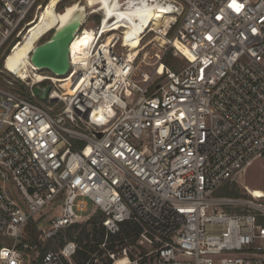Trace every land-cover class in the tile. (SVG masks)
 I'll return each mask as SVG.
<instances>
[{"label":"built area","instance_id":"built-area-1","mask_svg":"<svg viewBox=\"0 0 264 264\" xmlns=\"http://www.w3.org/2000/svg\"><path fill=\"white\" fill-rule=\"evenodd\" d=\"M153 2L164 20L147 30L184 59L178 70L157 51L153 72H140L142 47L129 57L127 27L110 18L102 28L100 14L97 25L88 23L97 14L91 9L75 37L92 32L81 66L69 54L63 78L34 68L40 80L30 79L25 97L0 88V238L8 240L0 264H75L74 242L40 251L86 222L87 201L102 214L106 237L103 252L84 264H264V196H216L264 159V0H235L238 9L233 0ZM40 6L0 0L6 73L7 53ZM36 85L50 86L46 100L33 96ZM30 222L37 223L35 245L26 241ZM126 224L138 235L106 250Z\"/></svg>","mask_w":264,"mask_h":264},{"label":"bare ground","instance_id":"bare-ground-1","mask_svg":"<svg viewBox=\"0 0 264 264\" xmlns=\"http://www.w3.org/2000/svg\"><path fill=\"white\" fill-rule=\"evenodd\" d=\"M61 1L48 0L45 5L40 6L36 12L34 21L27 27L28 31L26 35L23 38L21 37L20 41L14 45L4 59L5 70L8 73L16 75L21 80H40L39 75L34 72L35 67L30 62L31 53L37 43L60 23H63L76 7V3H73L59 13L56 11V8ZM125 1L126 7L122 8L120 0H97V5L92 9L91 13L103 15L102 28H105L107 20L110 18L114 21L113 25L122 23L123 25H118V27H127L124 32L123 43L125 47H129L127 54L133 59L138 55L140 42L146 30L149 27L153 29H156L157 26L159 27V24L164 20V15L161 3L153 2V0ZM86 11L88 13L91 10L86 9ZM167 21L168 19H165V22ZM154 22H157V24L154 25ZM158 30L162 35L165 34V28ZM91 40L92 32L85 30L71 42L70 57L75 68L81 66L88 58ZM158 40L162 44H165V38L158 36ZM110 41L111 37H107L104 42L109 44ZM173 45L186 59H191L189 53L178 42L175 41ZM158 72H162V67H159ZM251 194V196L256 198L264 196L260 190H251Z\"/></svg>","mask_w":264,"mask_h":264},{"label":"rangeland","instance_id":"rangeland-1","mask_svg":"<svg viewBox=\"0 0 264 264\" xmlns=\"http://www.w3.org/2000/svg\"><path fill=\"white\" fill-rule=\"evenodd\" d=\"M47 1L48 0H39V3L43 6L47 3ZM77 2L86 4L88 10L93 9L97 5V0H62L58 4L56 11L60 13L67 6ZM181 19H182V15L178 17L177 23H180ZM98 20H99L98 14H94L88 17V23L94 22V24L97 25ZM156 24L157 22H154V25ZM89 26L91 27L92 25ZM50 34L51 32L48 33L45 37H43L37 43V45L45 42L49 38ZM25 35L26 32L24 33L23 37ZM167 38L168 39L172 38V32L169 33ZM140 47L142 48L138 56V59L136 61V66L138 67V70L140 72H147L149 74L153 72V69L156 67L155 64L156 58L154 57V54L157 53V51H161V52L165 51L166 53L171 54L176 59L175 63L171 68L178 70L180 67L185 65V61L178 54H176L175 50L172 47L162 44L161 41L156 39V35L153 32H151V30H146V33L143 35L141 39ZM145 53H147V55L143 59ZM3 57L4 56L0 54V88L3 89L4 91H10L25 97L26 95L29 94L32 81L30 79L21 80L17 78L16 75H10L6 73L2 68ZM42 73L48 74L49 72L45 71ZM228 185H229L227 188L228 192L234 193L235 191L237 193L236 197H231L234 199H243V200L251 199L250 196L252 195L251 190H260L262 193H264V159H256L253 162H251L240 173V175L233 182L228 183ZM221 192L222 190L219 191V194L217 193L216 196L217 197L223 196L227 198V196L225 194H221ZM87 203L88 204L86 211L82 214L83 218L86 219V222L89 220L90 217L95 215V208L88 201ZM42 227H44L46 231L49 230L48 222L46 220L43 221ZM55 243L53 244V248L50 251L57 250V244ZM0 244L7 246L8 240L0 238ZM111 245H113V251H117L122 244L120 241H113L111 242Z\"/></svg>","mask_w":264,"mask_h":264},{"label":"trees","instance_id":"trees-1","mask_svg":"<svg viewBox=\"0 0 264 264\" xmlns=\"http://www.w3.org/2000/svg\"><path fill=\"white\" fill-rule=\"evenodd\" d=\"M175 60L176 59L171 54L166 53L163 58V64L166 67L171 68L175 63ZM171 69L175 70L174 68ZM228 186L229 185L226 184L219 190H222L221 194H225L228 198L236 197L237 193L235 191L234 193L227 191ZM101 218L102 214L100 212H96L95 215L90 217L87 222L82 224H74L69 228L59 232L52 240L45 244L44 248L41 249L40 252L43 253L50 251L53 248V244L55 242V244H57V249L62 247L66 242H74L77 247L74 262L75 264H84V262L91 258V256L96 252H98L99 255L103 252L99 247L105 242L106 233L101 225ZM36 224V222H30L26 230V241L30 245H35L37 243L38 233ZM138 233L139 229L135 225H124L120 234L114 237H108L106 241V250H113V245H111V242H121L124 238L136 237Z\"/></svg>","mask_w":264,"mask_h":264},{"label":"water","instance_id":"water-1","mask_svg":"<svg viewBox=\"0 0 264 264\" xmlns=\"http://www.w3.org/2000/svg\"><path fill=\"white\" fill-rule=\"evenodd\" d=\"M86 4L77 2L69 17L51 31L49 38L37 45L31 53L30 62L41 72L63 78L70 67V44L77 36L87 17ZM50 86H34L32 94L40 101L46 100Z\"/></svg>","mask_w":264,"mask_h":264},{"label":"snow or ice","instance_id":"snow-or-ice-1","mask_svg":"<svg viewBox=\"0 0 264 264\" xmlns=\"http://www.w3.org/2000/svg\"><path fill=\"white\" fill-rule=\"evenodd\" d=\"M231 7H234V8H239L240 6L239 5H237L236 3H235V0H233V4L232 5H230Z\"/></svg>","mask_w":264,"mask_h":264}]
</instances>
